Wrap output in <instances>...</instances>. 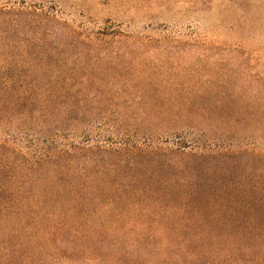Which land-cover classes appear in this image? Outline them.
<instances>
[{
  "label": "trees",
  "instance_id": "16d2710c",
  "mask_svg": "<svg viewBox=\"0 0 264 264\" xmlns=\"http://www.w3.org/2000/svg\"><path fill=\"white\" fill-rule=\"evenodd\" d=\"M57 16L0 1V264L132 259L143 249L187 254L189 242L191 256L264 264V147L237 139L246 121L260 120L221 97H122L136 93L112 87L125 67L104 55L99 70L102 53L93 47L102 42ZM18 23L40 25L43 33L28 31L39 43L19 48ZM51 23L71 38L43 40ZM189 126L190 143L180 135ZM131 128L137 140L104 138ZM169 137L175 151L159 143ZM189 183L190 193L173 192ZM177 198L190 201L188 217L178 215L185 210L176 211ZM175 215L190 217V227L163 225Z\"/></svg>",
  "mask_w": 264,
  "mask_h": 264
},
{
  "label": "rangeland",
  "instance_id": "374dc122",
  "mask_svg": "<svg viewBox=\"0 0 264 264\" xmlns=\"http://www.w3.org/2000/svg\"><path fill=\"white\" fill-rule=\"evenodd\" d=\"M0 1H8L19 9L31 6L53 13L55 11L60 21H65L76 31H83L91 37V41L97 42L96 39H99L102 43H96L98 47L93 45L94 52L102 53V60L97 68L104 69V62L108 61L105 59L120 62L117 66L125 67L126 72L120 71L121 76L113 80L112 87L119 90H129L132 87L136 91L133 97L121 93L126 99H173L190 103L193 98L221 97L234 103L238 101L239 113H251L250 116L259 119L260 124L246 121L245 130L241 131L245 135L240 133L237 139L252 138L255 140V147H264V0ZM50 27L53 33L48 31V38L39 35L43 40L54 41L64 37L63 41H68L71 38L67 30H56L53 23ZM29 28L34 33H43L40 25L16 24L12 36L19 48L26 43H39V37L33 32L30 34ZM55 31L59 36L54 34ZM179 113L183 116L188 114L184 109ZM101 129L106 130V126H101ZM180 135L190 143V126L187 132L183 131ZM139 136L140 133L131 128L130 131L106 133L104 138L134 141ZM156 136L157 134L154 137ZM174 142L173 137L159 141L162 147L171 151H175ZM184 151L189 154L188 160L191 161L190 148ZM186 176L190 179V172ZM173 192L190 193V183L187 186H176ZM175 205L177 212L185 210L178 215H190V201L185 207L177 198ZM201 223L209 222L203 219ZM163 225L190 227V217L177 218L175 215ZM104 245L90 246L106 251L103 252L106 254L115 253V247L106 246L108 250H104ZM190 247L189 242L187 254L170 248L161 255H152L148 254L147 249H143L147 254L138 253L132 259L114 258L112 255L100 258L84 256L75 261L62 260V264L239 263L237 259H228L216 252L215 257H209L206 253L191 256ZM212 248L214 247H204L205 250Z\"/></svg>",
  "mask_w": 264,
  "mask_h": 264
}]
</instances>
